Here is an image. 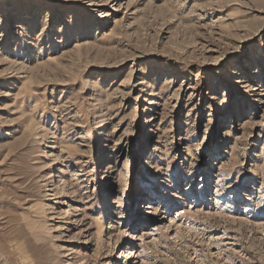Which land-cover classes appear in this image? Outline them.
<instances>
[{
	"label": "rangeland",
	"instance_id": "rangeland-1",
	"mask_svg": "<svg viewBox=\"0 0 264 264\" xmlns=\"http://www.w3.org/2000/svg\"><path fill=\"white\" fill-rule=\"evenodd\" d=\"M116 263L264 264V0H0V264Z\"/></svg>",
	"mask_w": 264,
	"mask_h": 264
},
{
	"label": "bare ground",
	"instance_id": "bare-ground-1",
	"mask_svg": "<svg viewBox=\"0 0 264 264\" xmlns=\"http://www.w3.org/2000/svg\"><path fill=\"white\" fill-rule=\"evenodd\" d=\"M117 259V257H115ZM117 264V263H116Z\"/></svg>",
	"mask_w": 264,
	"mask_h": 264
}]
</instances>
